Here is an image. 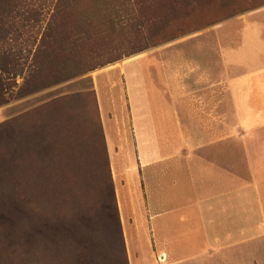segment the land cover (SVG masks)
<instances>
[{
  "label": "rangeland",
  "instance_id": "rangeland-1",
  "mask_svg": "<svg viewBox=\"0 0 264 264\" xmlns=\"http://www.w3.org/2000/svg\"><path fill=\"white\" fill-rule=\"evenodd\" d=\"M10 3L0 0V17ZM56 3L29 0L14 17L0 54L11 50L25 74ZM58 20L52 63L30 83L42 78L43 90L0 75V263L131 264L133 119L149 103L175 124L167 101L186 99L190 112L193 100L224 98L225 56L248 22L264 25V0H76ZM28 185L40 204L26 199Z\"/></svg>",
  "mask_w": 264,
  "mask_h": 264
},
{
  "label": "crops",
  "instance_id": "crops-1",
  "mask_svg": "<svg viewBox=\"0 0 264 264\" xmlns=\"http://www.w3.org/2000/svg\"><path fill=\"white\" fill-rule=\"evenodd\" d=\"M230 50L224 98L133 119L131 264H264V25Z\"/></svg>",
  "mask_w": 264,
  "mask_h": 264
},
{
  "label": "trees",
  "instance_id": "trees-1",
  "mask_svg": "<svg viewBox=\"0 0 264 264\" xmlns=\"http://www.w3.org/2000/svg\"><path fill=\"white\" fill-rule=\"evenodd\" d=\"M7 1L10 3L12 0H7ZM28 1L29 0H13L10 3L9 8L7 12L5 13V15L0 17V27H1L0 28V50H2V48L4 47L9 36L18 31L17 29H15V26H14V23H15L14 17L16 16V13L20 9V7L27 5ZM75 1L76 0H57V3L54 8V12L52 13L50 21L47 25V29L44 31V34L42 35V38L36 50V54L34 56V62H33V68L35 69L34 71L31 70L30 72H27L25 74L26 71H24V67L22 68L20 67V65L17 63L18 61L15 58V55L11 53V50H5L2 52L3 54H0V75L1 74L4 75L5 81H8V82L14 81V85L17 87L18 86L17 79L22 78L23 84L18 86L19 91L26 90L28 94H32V93L43 90V86L39 85V83L43 82L42 78L40 79L41 81H36L35 85H32L30 83L32 79H35L42 74L43 69L51 65L52 59L47 58V51H48L47 45L50 44L52 45L51 47L53 46L56 47V43H58V39H55L53 42L51 38L61 33L58 19L60 18V15H62L64 8L66 9V7H68L69 5H73ZM31 12H32L31 13L32 18H35L36 22H40L42 20V13L40 11L31 10ZM29 16H30V13H28V17H27L28 21H30ZM5 18H9L7 22L8 23L7 27L5 26L6 23L4 22ZM3 25L4 27H2ZM74 43H76V41H74L72 38L67 40V44L69 46L70 45L74 46ZM76 74L73 76L74 77L81 76L83 74H86V72L84 71L78 75ZM54 83H60V82H54ZM20 177L24 178V176L22 175ZM25 188L27 189L26 199L31 202L40 204L41 200L39 199L42 197L39 196L40 195L39 193H38L39 195H37L36 192L33 191L34 187L28 185ZM113 200H114L113 202L114 209L117 213L116 217H118L120 221V211H118L119 206H118L115 194H113ZM121 224L122 223L120 221V225Z\"/></svg>",
  "mask_w": 264,
  "mask_h": 264
}]
</instances>
